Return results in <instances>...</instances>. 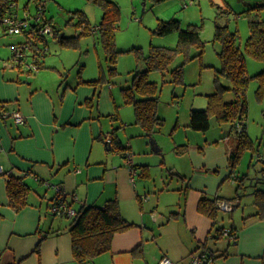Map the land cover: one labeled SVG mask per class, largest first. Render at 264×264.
Returning a JSON list of instances; mask_svg holds the SVG:
<instances>
[{
	"label": "crops",
	"instance_id": "1",
	"mask_svg": "<svg viewBox=\"0 0 264 264\" xmlns=\"http://www.w3.org/2000/svg\"><path fill=\"white\" fill-rule=\"evenodd\" d=\"M1 26L7 36H0V264H79L71 248V219L50 209L56 187L63 190L64 199L75 211L82 205H104L116 199L121 216L135 223L114 233L110 249L92 258L90 264H158L163 255L176 264H187L200 246L213 254L211 264H264V217L255 216L258 209L253 191L255 211L238 221L232 218L227 227L217 226L218 215L213 225V220L197 208L202 195L233 198L239 205L238 177L230 168L228 156L236 144L234 134L207 139L189 149L182 144V152L189 151L190 169L179 170L183 178V187L178 190L181 196L168 202L167 214H158L154 207L159 205V198H148L135 177H144L145 170L149 175V164H137L136 158L142 161V155L132 152L136 170L132 180V167L124 152L107 143L109 135L115 134L132 151L130 137L120 134L122 125L126 136L137 132L146 136L135 123L134 110L123 107V86L117 91L105 75L103 81L100 76H84L82 67L86 62L91 64L90 57L84 62L79 56L73 62L62 55V48H80V39L70 46L53 35V41L47 38L45 44L36 35L41 47L47 45L42 56L28 50L27 60L34 61L36 68L30 71L23 65L14 66L12 47L27 37L8 33ZM50 43L59 51L51 50ZM54 50L59 52L57 56L52 54ZM79 62L82 64L76 74L68 72L70 63ZM256 69L252 75L263 70L264 63H258ZM254 82L259 81L256 78ZM261 93L259 102L247 94V117L253 101L264 115V90ZM13 109L23 115L24 123L2 116ZM250 128L246 121L245 130L251 138ZM257 158L264 159L260 154ZM9 175L19 177L28 188L25 203L19 207L6 189ZM226 182L236 186L234 194L224 196ZM218 227L233 228L235 238L215 237Z\"/></svg>",
	"mask_w": 264,
	"mask_h": 264
},
{
	"label": "rangeland",
	"instance_id": "2",
	"mask_svg": "<svg viewBox=\"0 0 264 264\" xmlns=\"http://www.w3.org/2000/svg\"><path fill=\"white\" fill-rule=\"evenodd\" d=\"M118 6V20L115 30V44L120 52L116 55V73L111 74L109 71V62L102 43L99 41L97 34L81 35L79 38V47L62 48V55L69 60L79 58L86 61L90 57L91 64L86 62L82 67L84 76L101 77L102 81L110 79L113 81V87L120 91L121 86H127L135 70H141L145 67L142 60L137 58L136 50L133 48L140 47L143 54L149 52L151 45H162L174 47L178 41L177 31L168 34H158L154 32L158 19L167 20L175 17L179 20L182 28H185L190 22L200 25V39L204 41L202 54L192 59L186 60V53H177L172 59L168 68L165 70H151L148 75L150 80L155 81L158 85V104L157 115L164 119L161 126L156 127L152 136H142L140 133L125 134V127L122 125L120 134L123 137H130L132 140L131 153L142 155V161L137 159V164L147 163L150 166L149 175L141 177L137 174L136 181L141 182L143 191L151 199L159 198V205L155 211L161 215L167 214L170 210L168 202L179 197L178 190L183 187V178L179 170H189V151H178L179 145L186 144L189 149L195 144H204L207 139L230 137V122L219 123L214 117H211L210 127L206 131L194 130L189 126L190 112L192 109H202L207 105L208 93L215 90L214 74L220 68L218 51L220 42L214 40L215 20L221 24H228L231 30H236L238 42L244 44L249 35L248 17L243 15V11L249 5H253L258 0H161L153 2L152 0H114ZM36 0H17L16 10L19 17L24 16L26 12L34 14L36 12ZM76 9H82L89 18L92 25L98 23L103 13L102 8L88 0H49L46 6V18H53L55 26L65 32L68 36L76 35L79 29L73 27L69 22L71 14ZM0 22V36L3 37V30ZM10 35V34H9ZM7 36V35H4ZM1 38V37H0ZM49 42L53 41L52 35H48ZM51 44V50L55 44ZM3 47H0V49ZM52 54H59L51 51ZM191 56L198 51L195 45L189 46L187 51ZM71 55V56H70ZM185 61V62H184ZM183 63V77L181 82L172 80V69ZM99 63L101 67L98 66ZM258 63H264L250 56H246L247 74L250 76L258 68ZM71 64V65H70ZM69 64L68 72L76 74L81 66L74 63ZM256 78H251L248 84L246 94L255 97L259 87V82H254ZM220 81L230 86L231 82L223 76ZM229 92V94H227ZM226 100H231L234 94L231 90L225 92ZM256 103H252L251 112L246 117L249 122L250 136L253 140V149L243 151L236 167L235 175L238 177L240 203L232 212L218 211L217 226H226L232 221L240 220L243 216L255 211L253 197L251 195L255 187L264 188V159L257 158V154L264 157V115ZM124 109L132 111V105L123 104ZM259 119L258 117H260ZM133 126V125H131ZM128 126L127 128L131 127ZM141 132V131H140ZM227 134V135H226ZM153 139L159 150H154L151 143ZM127 139L125 138L124 141ZM253 152H256L253 154ZM253 154V155H252ZM135 159V160H136ZM139 163V164H141ZM141 170V168H140ZM246 178H245V176ZM244 176V177H243ZM236 186H230L226 182L223 191L224 196L234 194ZM232 192V193H230ZM169 206V207H167ZM214 236L216 232L214 230ZM223 237V236H221ZM228 238L227 236L224 239ZM218 240V239H216ZM212 245V244H210Z\"/></svg>",
	"mask_w": 264,
	"mask_h": 264
},
{
	"label": "trees",
	"instance_id": "3",
	"mask_svg": "<svg viewBox=\"0 0 264 264\" xmlns=\"http://www.w3.org/2000/svg\"><path fill=\"white\" fill-rule=\"evenodd\" d=\"M88 1L99 5L103 10L98 24L92 25L86 13L82 9H76L72 12L69 22L74 25L73 27L76 29L80 28L81 30L76 35L66 36L55 27L51 18H47V21L51 23L54 29L52 36L54 35L59 38L58 40L61 43L71 46L81 35L99 34L100 42L103 45L106 58L109 62V71L111 74H115L116 67L114 65L116 55L120 52L116 48L114 38L118 20V6L114 0ZM152 1L159 2L161 0ZM16 6L17 0H0V22L2 25L1 17L5 14L17 13ZM243 15L248 17L249 35L242 45L238 42L236 30H231L228 24H221L215 20L214 40L219 41L221 46L218 51L220 68L214 74L213 83H215V90L206 94V107L191 110L189 121L191 128L201 131H206L210 127L209 119L211 117H214L219 123H231V130L228 136L234 134L236 137L235 147L228 155L232 172L235 170L243 151L248 148L254 150L253 140L245 130L248 113L246 93L250 79L255 77L260 82L255 92L258 97L262 95L261 92L264 90V69L251 76L247 74L246 69V56L264 61V0H258L253 5L246 7ZM178 22L179 20L173 17L166 21L158 19L154 32L168 34L177 31V44L174 47L151 45L147 54H143L140 47L133 48L136 50L137 58L144 62L145 67L141 70H135L131 83L121 88L122 99H124L126 104L132 105L135 123H138L143 129L144 135L149 137L153 135L156 127L163 124L164 119L157 115L158 85H156L157 83L155 81L148 78V72L155 69L162 71L167 69L177 53H186V60L200 56L205 44L200 39V25L190 22L185 28H182ZM92 27H96V30L93 31ZM4 28L6 30L5 26ZM37 28H39L38 24H32L21 32L27 37L25 42L29 43L30 49L34 51V56L42 48L35 41L36 35L40 39L39 41H44L45 43V40H47L38 33ZM191 45H195L199 51L192 56L187 52ZM184 62L172 69V80L174 82H181ZM220 76L227 78L231 82V85L228 86L222 83ZM229 90L233 92L234 97L231 100H226L224 94ZM238 124L241 127L239 130L237 128ZM109 136L110 141L107 142L109 146L116 151L126 154L129 148L124 146L115 134ZM184 148L185 145H182L178 147V151H183ZM144 174L147 175L146 170ZM7 177L6 189L8 195L16 207H19L25 203L24 200L28 188L19 177H12V175ZM253 195L254 204H256L258 209L255 216L264 217V188L255 187ZM56 197L57 194H55L53 199ZM216 199L202 195L197 205L200 213L213 220V225L215 224L219 211L216 205H214ZM118 208V201L116 199H110L104 205H82L76 210L75 216L70 218L69 232L72 239L71 248L73 256L79 264H90L92 258L110 249L114 233L127 230L135 225L134 222L127 221V219L122 217ZM223 228L218 227L215 229L216 236H221ZM231 230L234 232L233 228Z\"/></svg>",
	"mask_w": 264,
	"mask_h": 264
},
{
	"label": "built area",
	"instance_id": "4",
	"mask_svg": "<svg viewBox=\"0 0 264 264\" xmlns=\"http://www.w3.org/2000/svg\"><path fill=\"white\" fill-rule=\"evenodd\" d=\"M194 0H189L192 3ZM49 0H36V12L34 14H30V12H26L24 16L19 17L18 13L14 14H5L2 18V23L6 27V31L8 33L13 34H20L23 29L30 27L32 24H38L39 28L38 33L47 39L48 35L53 34V27L51 23L47 21L45 15L46 6ZM93 31L96 30V27H92ZM81 30V29H80ZM30 49V45L28 42H22L19 44H15L12 47V61L14 66L23 65L28 68L30 71H33L36 66L35 62H31L27 60L29 54L28 50ZM47 50V45H44L42 48L39 49L37 52L38 56H42L44 52ZM12 116L16 123H24V117L17 109H13L10 112H4L2 116ZM238 130L241 129L240 125L238 124ZM110 140V137L108 138ZM132 153L127 150L125 154V160L127 164H129L132 168V180L133 175L135 174V168H133L132 162ZM0 173H2V167L0 166ZM56 194L57 197L52 199V204L50 206L51 212L55 215L64 216L72 218L75 216L76 211L75 209L69 205L66 201L65 194L60 187H56ZM236 199H223L217 198L214 205L218 210L232 212L235 207L237 206ZM222 236H227L230 239L235 238V233L231 230V228H223L221 232ZM213 263V254L206 248L205 246H200L196 251L191 254V258L187 264H211ZM158 264H176L174 260L169 258L168 256L163 255Z\"/></svg>",
	"mask_w": 264,
	"mask_h": 264
},
{
	"label": "water",
	"instance_id": "5",
	"mask_svg": "<svg viewBox=\"0 0 264 264\" xmlns=\"http://www.w3.org/2000/svg\"><path fill=\"white\" fill-rule=\"evenodd\" d=\"M151 143H152V147H153V149L154 150H158L159 148H158V146L156 145V143H155V141L153 140V139H151Z\"/></svg>",
	"mask_w": 264,
	"mask_h": 264
}]
</instances>
